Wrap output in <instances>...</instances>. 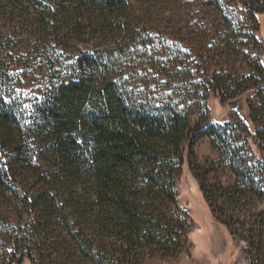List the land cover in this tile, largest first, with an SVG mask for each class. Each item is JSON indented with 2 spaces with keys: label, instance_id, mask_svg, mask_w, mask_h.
<instances>
[{
  "label": "trees",
  "instance_id": "1",
  "mask_svg": "<svg viewBox=\"0 0 264 264\" xmlns=\"http://www.w3.org/2000/svg\"><path fill=\"white\" fill-rule=\"evenodd\" d=\"M14 6L39 36L27 53L35 51L45 84L42 99L24 105L12 66L19 54L0 38V197L57 215L89 264L175 258L190 248V216L176 191L186 148L193 165L194 146L212 135L237 182L212 187L198 176L204 198L223 213L251 207L231 223L242 229L247 264H264V209L245 201L264 191L240 154L239 134L192 128L190 112L209 89L200 94V82L186 81L195 77L190 61L166 72L162 50L179 45L154 31L180 15L183 0H0V11ZM218 78L205 71L207 83ZM257 108L248 106L250 119Z\"/></svg>",
  "mask_w": 264,
  "mask_h": 264
},
{
  "label": "rangeland",
  "instance_id": "2",
  "mask_svg": "<svg viewBox=\"0 0 264 264\" xmlns=\"http://www.w3.org/2000/svg\"><path fill=\"white\" fill-rule=\"evenodd\" d=\"M18 9L14 6L0 11V38L10 40L19 54L12 62L16 86L24 105L32 106L43 97L45 76L35 51L27 53V45L36 42L39 36L33 25L27 24L26 14ZM179 14L154 32L165 45H179L178 50L168 46L162 50V58L167 59L170 66L166 72L175 74L176 63L190 61L195 77L187 76L186 81L200 82V94L203 87L209 89L206 102L197 98L199 103L189 115L190 125L192 128L227 127L229 132L239 134L240 154L253 172L256 185L264 191V0H183ZM168 16L174 15L170 12ZM177 68L185 70L183 65ZM205 71L219 74L220 82L207 83ZM186 73L180 76L186 77ZM187 87L192 88L189 84ZM248 89H253L254 94L247 107H258L253 119L247 107L237 111L228 106L229 100ZM222 144L212 135L202 138L193 148L196 155L193 165L186 148L176 191L178 206L186 209L190 216V248L175 258L156 256L146 258L142 264L248 263L247 244L240 238L242 229L239 225L233 226L231 218L234 216V222L237 217L243 220L251 207L234 213L216 210L204 198L203 181L198 179L200 176L212 187L236 185L237 177L223 153L226 150ZM245 201L255 203L252 207L256 212L264 209V199L258 200L253 194ZM44 210L22 205L17 199L12 202L8 197H0V264H17L23 254H30L32 258H26L23 264H89L75 250L68 233L59 225L57 215L53 217L50 211ZM235 230L240 232L236 234ZM25 237L30 240L29 245Z\"/></svg>",
  "mask_w": 264,
  "mask_h": 264
},
{
  "label": "water",
  "instance_id": "3",
  "mask_svg": "<svg viewBox=\"0 0 264 264\" xmlns=\"http://www.w3.org/2000/svg\"><path fill=\"white\" fill-rule=\"evenodd\" d=\"M252 93H246L245 95L232 100L230 102H228V106L233 109V110H237V111H243L244 109L246 110L247 107V100L251 97ZM247 111H248V107H247ZM249 113V112H248Z\"/></svg>",
  "mask_w": 264,
  "mask_h": 264
}]
</instances>
